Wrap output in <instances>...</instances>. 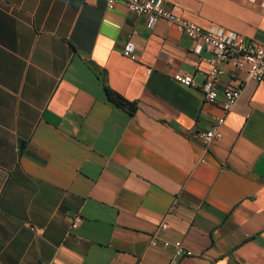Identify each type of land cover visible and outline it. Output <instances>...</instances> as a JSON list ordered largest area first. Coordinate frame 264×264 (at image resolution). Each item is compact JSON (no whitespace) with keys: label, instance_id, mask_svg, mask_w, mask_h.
I'll return each mask as SVG.
<instances>
[{"label":"crops","instance_id":"obj_1","mask_svg":"<svg viewBox=\"0 0 264 264\" xmlns=\"http://www.w3.org/2000/svg\"><path fill=\"white\" fill-rule=\"evenodd\" d=\"M161 6L264 44V0ZM193 48L122 3L0 0V264H166L162 241L191 252L178 264H264V82L220 65L219 91L240 93L204 146L193 135L222 111L201 91L212 55Z\"/></svg>","mask_w":264,"mask_h":264},{"label":"built area","instance_id":"obj_2","mask_svg":"<svg viewBox=\"0 0 264 264\" xmlns=\"http://www.w3.org/2000/svg\"><path fill=\"white\" fill-rule=\"evenodd\" d=\"M107 8H113L116 4L122 3L132 13L143 15L150 23L158 19L174 25L185 36L192 40L193 51L198 53L201 48H205L211 53V58L207 60L209 71L206 80L201 87L203 99L206 103L217 105L222 111V115L216 118V122L205 132H198L193 137L204 146L210 145L220 138V127L224 121V115L233 107L240 88H233L219 91L218 80L222 73L221 64L227 63L234 68L245 70V80H257L264 82V44H254L245 41L235 33H225L222 30L215 32L207 31L194 23L182 19L172 12L164 10L161 0H104ZM131 44L127 43L122 51L126 57L130 56ZM173 79L185 87L193 85V75L188 73H176ZM82 221L79 212L73 213L70 218V229H76ZM150 245L156 246L155 237L150 239ZM161 245L171 248L172 253L166 264H178L182 257L190 256L191 252L186 251L179 241H162ZM49 264V263H42Z\"/></svg>","mask_w":264,"mask_h":264},{"label":"trees","instance_id":"obj_3","mask_svg":"<svg viewBox=\"0 0 264 264\" xmlns=\"http://www.w3.org/2000/svg\"><path fill=\"white\" fill-rule=\"evenodd\" d=\"M104 93L112 104H114L119 109L125 111L127 114L132 115L137 110V103L134 101H128L115 91L110 89L106 84L103 85Z\"/></svg>","mask_w":264,"mask_h":264},{"label":"water","instance_id":"obj_4","mask_svg":"<svg viewBox=\"0 0 264 264\" xmlns=\"http://www.w3.org/2000/svg\"><path fill=\"white\" fill-rule=\"evenodd\" d=\"M19 145H20V147H21V146L23 145V142H22V141H20Z\"/></svg>","mask_w":264,"mask_h":264}]
</instances>
